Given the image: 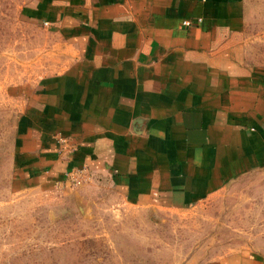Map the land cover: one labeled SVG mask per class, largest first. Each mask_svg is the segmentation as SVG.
I'll return each mask as SVG.
<instances>
[{"label": "crops", "instance_id": "0c3cea01", "mask_svg": "<svg viewBox=\"0 0 264 264\" xmlns=\"http://www.w3.org/2000/svg\"><path fill=\"white\" fill-rule=\"evenodd\" d=\"M34 12L65 54L20 111V184L78 185L79 170L127 204L179 210L264 168V62L248 56L245 0H37Z\"/></svg>", "mask_w": 264, "mask_h": 264}, {"label": "rangeland", "instance_id": "374dc122", "mask_svg": "<svg viewBox=\"0 0 264 264\" xmlns=\"http://www.w3.org/2000/svg\"><path fill=\"white\" fill-rule=\"evenodd\" d=\"M37 0H0V264H200L237 249L264 255V168L179 210L127 204L104 180L24 185L15 175L27 96L64 65L35 19ZM244 39L264 62V0H245ZM77 183V182H75Z\"/></svg>", "mask_w": 264, "mask_h": 264}, {"label": "built area", "instance_id": "2783aa9c", "mask_svg": "<svg viewBox=\"0 0 264 264\" xmlns=\"http://www.w3.org/2000/svg\"><path fill=\"white\" fill-rule=\"evenodd\" d=\"M190 21L188 19H184L183 20V24H189ZM82 173H84L83 171H73V172H69V175H70V179L73 181V182H77L80 181V176L82 175ZM68 175V176H69Z\"/></svg>", "mask_w": 264, "mask_h": 264}]
</instances>
